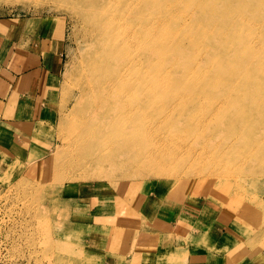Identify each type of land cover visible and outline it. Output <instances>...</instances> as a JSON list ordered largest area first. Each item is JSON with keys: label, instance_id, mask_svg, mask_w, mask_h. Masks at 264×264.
I'll use <instances>...</instances> for the list:
<instances>
[{"label": "rangeland", "instance_id": "rangeland-1", "mask_svg": "<svg viewBox=\"0 0 264 264\" xmlns=\"http://www.w3.org/2000/svg\"><path fill=\"white\" fill-rule=\"evenodd\" d=\"M71 1L0 0V24L6 23L5 31L0 26V61L14 59L17 63L41 43L50 51L58 49L62 62L49 89L43 157L29 161L20 172L6 171L0 176V264H97L103 259L97 257V250L93 253L85 237L93 235L98 240L103 227L113 229L123 220L139 221L135 219L136 208L148 198L156 199L155 207L140 215V221L154 219L157 207L168 200L188 207L210 206L216 210L214 220L218 216L227 220L224 205L230 211L235 209L228 221H233L240 232L251 229L253 233H241L243 237L236 239L242 244L236 253L243 255L246 250L247 256L238 257L237 263L233 259L232 264H243L252 256L258 262L261 253L264 260V246L258 245L264 240L261 39L257 51L240 49L236 39L240 33L245 35L247 21L237 22L224 0H147L145 18L152 27L154 58L146 59V64L140 59L133 25L129 33L122 27L116 41L134 56L133 70L144 67L149 73L153 127L165 118L174 126L177 123L172 134L180 136L173 137V142L185 139V143H167L162 154L166 161L157 157L152 162L139 151L128 162L92 165L73 161L79 158L80 147L73 139L81 133L74 129V107L85 97L73 87L76 70L83 61L84 37ZM111 14L117 20L123 17L117 10ZM129 20L134 21L133 17ZM206 35L214 41L223 40V46L205 45ZM193 37H199L201 43L194 46ZM105 62L108 65L107 59ZM166 107L171 108L166 111ZM236 117L239 124L231 127ZM252 124L258 127L249 129ZM137 131L142 138L143 133ZM86 147L84 144L83 155ZM62 184L63 188L79 185L94 189L88 199L82 197L86 208L114 202L107 219L72 220V206L61 209L55 202L63 196L75 199L78 194L64 192L62 196L63 189L58 192ZM134 201L137 203L133 206ZM251 203L256 218L244 221L242 208H249ZM193 214L197 220L196 211Z\"/></svg>", "mask_w": 264, "mask_h": 264}, {"label": "crops", "instance_id": "crops-1", "mask_svg": "<svg viewBox=\"0 0 264 264\" xmlns=\"http://www.w3.org/2000/svg\"><path fill=\"white\" fill-rule=\"evenodd\" d=\"M0 26L6 30V23ZM47 47L43 48L39 43L32 48V54L28 51L24 59H17V63H13L14 59L12 62L9 59L0 61V176L6 171L20 172L29 161L43 157L42 150L47 144L44 120L49 112L46 109L51 98L49 89L57 79L62 64L58 49L50 51ZM63 186H58V192L63 189L62 196L64 192L78 196L75 199L72 197L74 201L70 197V200L59 197L55 204L61 209L72 206L71 217L74 221H104L115 204L111 202V206L86 208V204H82L84 198L88 199L94 189L79 188V185ZM209 199L218 204V201ZM76 201L79 202L78 206ZM155 201L148 198L136 208L138 218L135 219L139 221L123 220L113 229L102 226L103 235L98 240L93 235L89 240L85 237V242H90L93 247L90 250L93 253L97 250V257L103 259L97 264H232L233 259L237 263L238 257L247 256L246 250L242 252L243 255L236 253V249L242 245L236 239L248 236V232L251 235L253 230L240 232L233 221H228V216L235 213V209L230 211L224 205L227 212L223 215L227 220L219 216L214 220L216 210L210 206L201 204L188 207V204L180 205L177 201L168 200L157 207L156 218L140 221L139 216L144 215L148 208L153 209ZM93 203L97 204L96 201ZM136 203L134 201L133 206ZM251 207L252 203L249 208H242L244 221L256 218ZM112 232H115L114 236ZM258 245L264 246V240ZM262 256L261 253L258 262L255 257H248L243 264H264Z\"/></svg>", "mask_w": 264, "mask_h": 264}, {"label": "bare ground", "instance_id": "bare-ground-1", "mask_svg": "<svg viewBox=\"0 0 264 264\" xmlns=\"http://www.w3.org/2000/svg\"><path fill=\"white\" fill-rule=\"evenodd\" d=\"M224 2L229 14L234 15L237 22L247 21L245 35L240 33L236 39L240 49L257 51L261 39V48L264 50V0ZM146 4L147 0L71 1L73 15L79 19L84 37L83 61L76 70L73 87L77 88L79 96L85 97L74 107L77 112L74 129L80 130L81 133L73 139V143L80 146L77 152L79 158L74 157L73 161L111 165L112 161H131L133 154L139 151L152 162L156 161L157 157L166 161V155L162 154L167 143L169 146L185 143V139L173 142V137L180 136L177 132L172 134L177 123L174 126L165 118L157 127H153V96L149 73H145L144 67L133 70L131 59H134V56L123 50L116 41V34L122 27L127 28L129 33L130 25H133L132 32L140 59L146 64V59L154 58L152 27L151 24L147 25L149 20L145 18ZM113 10L123 15L120 21L112 16ZM130 17H133L135 22L128 21ZM124 35L129 36L126 31ZM206 39L207 46H223V40L216 38L214 41L208 35ZM200 43L199 37H193L194 46ZM170 108L166 107L165 110L169 111ZM218 111L217 109V113ZM237 118L231 127L239 124ZM216 120L218 124H223L221 119ZM259 121L261 126L264 125L263 113L259 115ZM256 127L257 124H252L249 129ZM137 130L143 133L142 138H139ZM227 131L230 132L229 129ZM157 143L163 146H158ZM84 144L87 147L83 155Z\"/></svg>", "mask_w": 264, "mask_h": 264}]
</instances>
